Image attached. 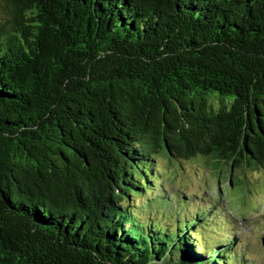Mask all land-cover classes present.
Segmentation results:
<instances>
[{
	"label": "trees",
	"instance_id": "16d2710c",
	"mask_svg": "<svg viewBox=\"0 0 264 264\" xmlns=\"http://www.w3.org/2000/svg\"><path fill=\"white\" fill-rule=\"evenodd\" d=\"M0 6V264H252L152 205L161 157L264 170V0Z\"/></svg>",
	"mask_w": 264,
	"mask_h": 264
},
{
	"label": "rangeland",
	"instance_id": "374dc122",
	"mask_svg": "<svg viewBox=\"0 0 264 264\" xmlns=\"http://www.w3.org/2000/svg\"><path fill=\"white\" fill-rule=\"evenodd\" d=\"M1 11L0 6V15ZM158 168L172 199L153 202L152 206L157 209L152 214L156 225L162 223L175 231L180 220L186 221L192 206L194 212L196 204H213L223 216V230L236 232L239 250L252 264H264V170L230 172L225 163L214 167L198 158L170 160L167 157L159 158ZM179 194L190 206L186 200L183 207L178 205ZM143 216L147 217V212Z\"/></svg>",
	"mask_w": 264,
	"mask_h": 264
},
{
	"label": "water",
	"instance_id": "95a60500",
	"mask_svg": "<svg viewBox=\"0 0 264 264\" xmlns=\"http://www.w3.org/2000/svg\"><path fill=\"white\" fill-rule=\"evenodd\" d=\"M263 243H264V240H263Z\"/></svg>",
	"mask_w": 264,
	"mask_h": 264
}]
</instances>
